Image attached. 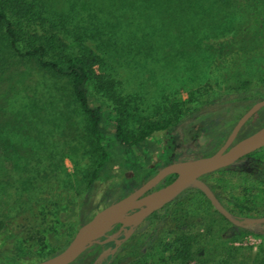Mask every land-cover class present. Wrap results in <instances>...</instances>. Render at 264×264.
<instances>
[{
  "label": "rangeland",
  "instance_id": "374dc122",
  "mask_svg": "<svg viewBox=\"0 0 264 264\" xmlns=\"http://www.w3.org/2000/svg\"><path fill=\"white\" fill-rule=\"evenodd\" d=\"M24 1L34 4L31 6L34 9H39L42 1L55 3V7L75 2L80 12L76 11L77 16L68 17L64 12L62 16L43 13L47 17H60V23L39 27L38 31L42 33L43 30L52 38L54 51L88 58L101 79L111 83L119 101L114 103L100 94L95 96L121 107L124 126L131 135L139 131L145 119L168 117L169 102L178 103L186 95H191L194 102L195 95L205 85H208V94L230 92L249 84L264 85V38L239 40L241 35L247 34L238 31L236 20L257 17L262 11L263 14L264 0H191L195 2L192 8L197 10L194 17L168 19L146 17L142 10L124 5L123 9L121 5L117 9L112 7L109 13L105 6L102 12L97 3L96 6L94 3L88 5L90 17L88 12L81 10L82 1L86 0ZM37 74L34 62L14 55L0 32V180L7 179L13 167L20 168L24 158L51 157L57 146L54 137L43 131L45 121L26 87V79L35 80ZM57 85L61 89L65 85V90L70 91L66 82L58 81ZM74 119L64 136L68 133L82 136L76 124L80 115ZM156 133L146 140L147 144L154 143ZM62 156L56 157L54 164L63 163L67 172L75 176L72 180L64 178L63 189L58 192L53 189L48 194L47 191L28 190L20 202L12 203L15 213L7 221L9 230L22 237L23 257L31 253L51 254L58 237L67 240L78 227L76 218L66 221L70 214L66 210L79 202L99 155L88 152L83 157L78 156V166ZM119 162L120 157L115 155L108 161L111 178L100 177L99 194L111 184L112 178L118 180L129 174ZM3 198L2 194L0 200ZM25 226L41 233L33 239ZM5 232L0 229V245L6 238ZM139 238L140 234L125 241L109 264H131L130 256L136 252ZM190 264H264V243L244 235L235 239L234 244L218 245L210 240L193 246Z\"/></svg>",
  "mask_w": 264,
  "mask_h": 264
},
{
  "label": "trees",
  "instance_id": "16d2710c",
  "mask_svg": "<svg viewBox=\"0 0 264 264\" xmlns=\"http://www.w3.org/2000/svg\"><path fill=\"white\" fill-rule=\"evenodd\" d=\"M107 1L106 3L91 0L82 1L81 10H84L85 13L88 12V16L91 17L90 8L87 7L91 3L96 6L97 3L102 12L106 6L108 13L113 10L112 7L117 9V6L121 5V9H123L124 5L127 8L131 6L142 10L146 17L168 19L169 17H194L197 14V10L191 6L195 2L191 3V0H139L138 3L136 0ZM54 4L42 1L39 4L40 8L34 9L32 8L34 4L24 0H0V32L4 35L14 55L27 57L34 62L38 76L35 77V80L34 78L26 79V87L31 99L38 106L40 117L45 121L43 131L49 132L57 144L51 157L24 158L20 168L13 167L11 173L9 172L10 176L7 173L9 176L7 179L2 177L0 196L3 194L4 198L0 200V229L1 224L9 222L8 218L15 213L12 203L20 202L19 199L25 196L26 191L37 189L43 192L47 191L48 194L49 191L57 189L58 192L64 188V178L72 180L75 177L73 173L67 172L63 163H60V166L54 164L53 160L56 157L63 154L62 157H68L75 166H78V156L83 157L89 152L98 154V161L90 172L85 192L81 194L79 202L66 210V213L70 211L71 214L68 213L66 221L70 222L76 218L74 221L78 225L86 222L94 214L93 210L98 209L100 198L103 195L104 197L109 196V200L114 201L121 198L126 191L122 185L124 179L121 177L118 180L112 178L111 184L102 189L103 194H99L101 190L100 177L111 178L108 172L110 169L108 161L112 156L120 157L119 166L123 169H134L138 166L136 161L140 156L138 154H143L142 152L145 151L146 140L169 124V118H165V116L160 120L145 119L136 134L131 135L127 132L120 111L121 107L115 104L110 105L105 99L95 96V94H100L108 101L112 100L111 102L114 103L119 101L113 93L111 83L101 79V75L96 72L93 63L88 58L54 51L52 38L49 35L46 36L43 30L42 33L38 31L39 27L60 23V17H47L43 13L52 12V14L62 16L61 12H64L68 17H75L80 13L76 10L75 2H68L66 7L56 5L57 8ZM262 12L258 13L257 17H239V21L236 18L238 31L247 34L241 35L239 40L264 38V13L262 14ZM109 15L115 17L114 14ZM79 16L84 17L85 15ZM58 81L68 83L70 91L65 90V85L62 90L57 85ZM208 89V85H205L199 94H208ZM67 93L70 94V97L66 95ZM172 102L174 101L169 102V113L179 110V107L176 109L171 104ZM78 114L81 119L76 124L77 128L83 132L82 136L77 133H68L67 136H64L70 131V127L74 124V118L78 117ZM127 165L128 168H126ZM69 239L64 240L59 248L65 246ZM58 242H60L59 239ZM56 245L58 246V244L52 245V248H56ZM100 247L99 244L88 247L69 264H91Z\"/></svg>",
  "mask_w": 264,
  "mask_h": 264
},
{
  "label": "flooded vegetation",
  "instance_id": "af4514ba",
  "mask_svg": "<svg viewBox=\"0 0 264 264\" xmlns=\"http://www.w3.org/2000/svg\"><path fill=\"white\" fill-rule=\"evenodd\" d=\"M230 92L232 93L196 94L194 102L191 101V95H186L180 102L173 103L179 110L169 113V124L157 131L154 143L146 144L143 154H138V166L134 169H124L129 170V174L122 177V185L127 191L123 196L141 187L166 165L215 153L227 143L241 117L255 103L264 100V85L249 84L247 87L233 88ZM263 126L264 104L243 121L226 149ZM177 175L176 172H171L163 176L142 195L166 186L175 180ZM197 179L209 188L218 203L235 220L264 218V144L226 166L201 174ZM109 199V196L103 195L98 209H94L93 213L113 202ZM9 224H1V229L6 230V238H3L0 245V262L32 264L47 258L48 255L40 253L23 257L20 247L22 237L10 231ZM120 226V223L116 224L107 234L116 233L115 238H123L124 230L118 232ZM25 229L29 230L27 234L33 239L41 233L39 231L37 234L38 231H33L34 229L27 226ZM138 234L140 241L136 252L130 256L131 264H190L193 246L206 244L210 240L218 245L226 242L234 244L235 239L244 235L264 243V220L236 224L215 206L199 186L190 183L147 215L121 245ZM58 238L60 242L51 255L67 245L59 248L64 240L62 237ZM94 244L101 247L91 264H109L121 246L113 254L100 256L104 249L114 245V240Z\"/></svg>",
  "mask_w": 264,
  "mask_h": 264
},
{
  "label": "water",
  "instance_id": "95a60500",
  "mask_svg": "<svg viewBox=\"0 0 264 264\" xmlns=\"http://www.w3.org/2000/svg\"><path fill=\"white\" fill-rule=\"evenodd\" d=\"M264 104V100L255 103L239 120L233 128L227 143L212 155L197 158L186 162H177L161 168L152 178L138 189L127 195L107 204L96 211L89 220L82 223L76 230L69 243L59 252L45 259L32 264H69L80 256L88 247L94 243H106L114 240V245L104 249L100 256L113 254L135 229V227L151 212L161 207L177 195L183 188L193 183L201 188L213 201L215 206L236 224H250L254 221L264 220V218H248L243 221L235 220L218 203L209 188L198 180V176L203 173L213 171L226 166L236 160L241 155L254 150L264 144V126L251 135L238 141L236 144L226 149L228 142L233 138L243 121L255 112L259 106ZM176 172L175 180L166 186L142 195L147 189L153 186L163 176ZM121 224L118 232L124 230L123 238H115L116 233L108 235L116 224ZM103 237V239H99Z\"/></svg>",
  "mask_w": 264,
  "mask_h": 264
}]
</instances>
